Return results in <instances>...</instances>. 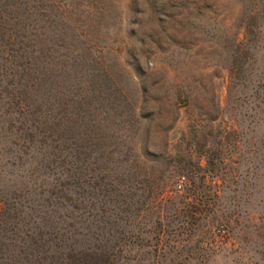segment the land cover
<instances>
[{
    "label": "rangeland",
    "instance_id": "obj_1",
    "mask_svg": "<svg viewBox=\"0 0 264 264\" xmlns=\"http://www.w3.org/2000/svg\"><path fill=\"white\" fill-rule=\"evenodd\" d=\"M104 9L92 28L127 98L113 92L94 122L114 157L157 179L123 186L119 207L94 199L122 229L117 264H264V0Z\"/></svg>",
    "mask_w": 264,
    "mask_h": 264
},
{
    "label": "trees",
    "instance_id": "obj_2",
    "mask_svg": "<svg viewBox=\"0 0 264 264\" xmlns=\"http://www.w3.org/2000/svg\"><path fill=\"white\" fill-rule=\"evenodd\" d=\"M105 1L0 0V264H117L122 229L94 199L156 188L94 122L113 92L127 98L92 28Z\"/></svg>",
    "mask_w": 264,
    "mask_h": 264
},
{
    "label": "built area",
    "instance_id": "obj_3",
    "mask_svg": "<svg viewBox=\"0 0 264 264\" xmlns=\"http://www.w3.org/2000/svg\"><path fill=\"white\" fill-rule=\"evenodd\" d=\"M223 232H225V231H223Z\"/></svg>",
    "mask_w": 264,
    "mask_h": 264
}]
</instances>
